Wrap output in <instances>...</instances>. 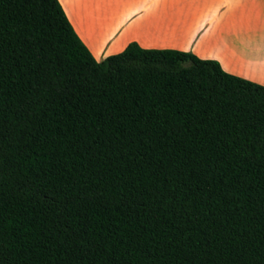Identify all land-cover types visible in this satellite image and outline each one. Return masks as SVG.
Returning <instances> with one entry per match:
<instances>
[{"label":"trees","instance_id":"obj_1","mask_svg":"<svg viewBox=\"0 0 264 264\" xmlns=\"http://www.w3.org/2000/svg\"><path fill=\"white\" fill-rule=\"evenodd\" d=\"M0 264H264V85L0 0Z\"/></svg>","mask_w":264,"mask_h":264},{"label":"crops","instance_id":"obj_2","mask_svg":"<svg viewBox=\"0 0 264 264\" xmlns=\"http://www.w3.org/2000/svg\"><path fill=\"white\" fill-rule=\"evenodd\" d=\"M97 60L136 41L189 51L264 85V0H59Z\"/></svg>","mask_w":264,"mask_h":264}]
</instances>
